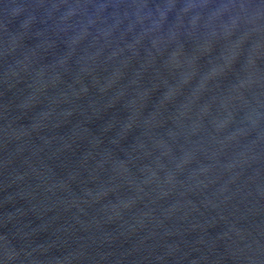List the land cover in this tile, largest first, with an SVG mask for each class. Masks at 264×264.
Wrapping results in <instances>:
<instances>
[{
    "label": "water",
    "instance_id": "95a60500",
    "mask_svg": "<svg viewBox=\"0 0 264 264\" xmlns=\"http://www.w3.org/2000/svg\"><path fill=\"white\" fill-rule=\"evenodd\" d=\"M0 264H264V0H0Z\"/></svg>",
    "mask_w": 264,
    "mask_h": 264
}]
</instances>
